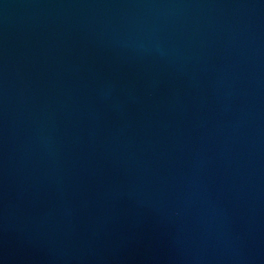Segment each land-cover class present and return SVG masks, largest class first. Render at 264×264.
<instances>
[{
	"label": "water",
	"instance_id": "95a60500",
	"mask_svg": "<svg viewBox=\"0 0 264 264\" xmlns=\"http://www.w3.org/2000/svg\"><path fill=\"white\" fill-rule=\"evenodd\" d=\"M0 264H264V0H0Z\"/></svg>",
	"mask_w": 264,
	"mask_h": 264
}]
</instances>
